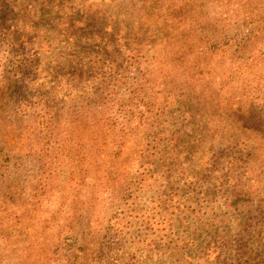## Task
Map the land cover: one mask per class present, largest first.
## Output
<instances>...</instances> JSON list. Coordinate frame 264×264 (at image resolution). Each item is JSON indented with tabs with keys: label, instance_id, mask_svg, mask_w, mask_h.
Instances as JSON below:
<instances>
[{
	"label": "rangeland",
	"instance_id": "1",
	"mask_svg": "<svg viewBox=\"0 0 264 264\" xmlns=\"http://www.w3.org/2000/svg\"><path fill=\"white\" fill-rule=\"evenodd\" d=\"M20 2L0 264H264V0Z\"/></svg>",
	"mask_w": 264,
	"mask_h": 264
},
{
	"label": "trees",
	"instance_id": "2",
	"mask_svg": "<svg viewBox=\"0 0 264 264\" xmlns=\"http://www.w3.org/2000/svg\"><path fill=\"white\" fill-rule=\"evenodd\" d=\"M12 1L14 0H0V27L8 26L10 33L7 37L13 41V46L25 53L32 52L36 45L44 42L47 29L51 28L52 24L50 21L46 24L45 20L42 21L39 7H34V2L27 7L21 2L17 5L11 4ZM6 7H11L13 10L8 14L5 11ZM9 89L11 86L8 87Z\"/></svg>",
	"mask_w": 264,
	"mask_h": 264
}]
</instances>
